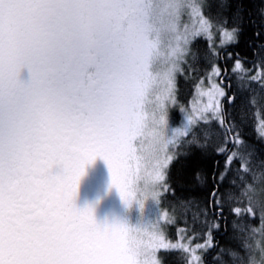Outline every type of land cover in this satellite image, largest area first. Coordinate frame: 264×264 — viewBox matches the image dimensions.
<instances>
[{
	"label": "snow or ice",
	"instance_id": "1",
	"mask_svg": "<svg viewBox=\"0 0 264 264\" xmlns=\"http://www.w3.org/2000/svg\"><path fill=\"white\" fill-rule=\"evenodd\" d=\"M243 12L0 0V264H264V153L237 120L261 113L264 146V39L236 50ZM209 150L215 170L197 176L209 198L177 202L171 165ZM97 160L123 207L103 220L78 204Z\"/></svg>",
	"mask_w": 264,
	"mask_h": 264
},
{
	"label": "trees",
	"instance_id": "2",
	"mask_svg": "<svg viewBox=\"0 0 264 264\" xmlns=\"http://www.w3.org/2000/svg\"><path fill=\"white\" fill-rule=\"evenodd\" d=\"M226 6V15L231 16L236 13L243 5L244 31L240 37V43L237 51L242 54L251 55L249 44L253 43L255 38L254 31H261V39H264V21L259 16V10L264 8L262 0H223ZM249 21H252L249 23ZM195 92V89L190 85L184 88L185 99H191L188 92ZM243 119L245 129L248 135L249 143L256 149L257 153H264V146L259 144L254 137L253 129L261 120V113L253 112L252 109L245 111L237 110V120ZM216 157L214 153L209 150L206 152H196L181 155L173 162L170 168V183L176 192V201L180 202L182 198L190 199L194 202L203 203L210 196V183H201L197 176H208L215 170ZM223 159H220V165L223 166ZM180 213L186 212L189 217L196 211L195 203L192 205L181 206L178 210ZM221 243L227 240V235L221 233L217 237ZM168 264H175L173 258H169Z\"/></svg>",
	"mask_w": 264,
	"mask_h": 264
},
{
	"label": "flooded vegetation",
	"instance_id": "3",
	"mask_svg": "<svg viewBox=\"0 0 264 264\" xmlns=\"http://www.w3.org/2000/svg\"><path fill=\"white\" fill-rule=\"evenodd\" d=\"M109 176L103 161L97 160L95 165L89 167L87 176L80 187L78 204L80 206L94 205L98 219H105L109 212L116 209L119 200L113 191L108 193ZM99 201V203H97Z\"/></svg>",
	"mask_w": 264,
	"mask_h": 264
},
{
	"label": "rangeland",
	"instance_id": "4",
	"mask_svg": "<svg viewBox=\"0 0 264 264\" xmlns=\"http://www.w3.org/2000/svg\"><path fill=\"white\" fill-rule=\"evenodd\" d=\"M190 100L191 99H189V101ZM122 213H123V207H122V204H121L120 200H118L116 209L115 210L113 209V211L109 212L107 218H111L114 215H121Z\"/></svg>",
	"mask_w": 264,
	"mask_h": 264
}]
</instances>
